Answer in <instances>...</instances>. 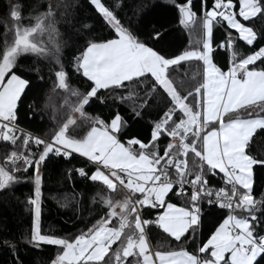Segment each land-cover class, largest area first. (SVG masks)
<instances>
[{"label": "snow or ice", "instance_id": "6c2138e0", "mask_svg": "<svg viewBox=\"0 0 264 264\" xmlns=\"http://www.w3.org/2000/svg\"><path fill=\"white\" fill-rule=\"evenodd\" d=\"M90 2L117 38L91 42L75 58L74 71L91 82L85 93L70 87L63 65L55 71L59 89L77 97V103L67 102L71 114L50 140L23 133L17 126L18 102L30 81L15 69L25 54L53 55L41 39L45 33L49 35L47 43L55 52L60 51L55 39L58 32L54 23L48 22L53 15L51 9L37 17L34 26H24L19 23L21 13L13 8L10 17L17 22L15 39L0 50V142L16 149L0 160V189L18 180L15 173L34 170V197L28 201L33 210L31 241L37 246L62 249L53 264H261L264 233L257 229L264 226L260 216L264 198L255 199L253 185L254 168L264 167V159L250 155L246 149L254 134L264 130V68L257 66L264 64V46L243 55L239 43L255 48L264 38V33L251 24L264 18V0H238V11L234 0H201L202 17L193 10V0H183L177 5L179 23L193 31L202 25L204 39L202 48L173 58L140 40L102 0ZM214 25L226 26L225 39L215 48L230 51L227 71L214 63ZM153 38L160 39L161 33H154ZM188 61L202 62L203 82L185 96L171 73ZM56 63L60 64L59 59ZM141 86L146 90L141 110L160 92L168 96L171 105L153 122L147 142L135 137L121 142L119 135L126 122L118 110L110 121L91 117L85 111L95 99L105 102L100 90H123L125 95L117 99L124 103L140 98ZM81 123H90V130L82 137L72 136L71 131ZM165 136L170 142L161 149L159 141ZM32 145L43 150L34 152ZM73 154L95 166L91 175L88 169H76L81 177L101 182L112 192L126 189L132 195L116 202L104 199L109 209L106 216L69 240L42 234L40 167L50 155L70 160ZM190 155L193 165L199 161L198 168L189 167ZM217 170L223 174L224 186L219 189L210 187L206 178L208 174L216 176ZM173 191L186 199L185 206L168 202ZM205 198L207 203L229 210L210 238L196 252L181 247L153 255L148 235L152 226L180 244L195 241ZM147 208L163 211L150 220L143 215ZM117 222L118 226H113ZM117 242L119 246L113 250Z\"/></svg>", "mask_w": 264, "mask_h": 264}, {"label": "trees", "instance_id": "16d2710c", "mask_svg": "<svg viewBox=\"0 0 264 264\" xmlns=\"http://www.w3.org/2000/svg\"><path fill=\"white\" fill-rule=\"evenodd\" d=\"M102 2L114 11L123 26L166 57L173 58L184 51L202 48L204 39L202 25L193 31L179 23L181 16L177 5L183 3V0H102ZM234 3L238 11V0H234ZM117 4L121 6L117 8ZM13 8L21 13L19 23L24 26H34L37 22L36 18L48 13L50 9L53 13L48 22L54 23L58 32L55 39L58 41L60 51L55 52L52 45L47 43L49 35L45 33L41 39L52 49L53 55L25 54L18 59V67L15 69L22 78L30 81V85L18 102L17 124L50 139L71 114L67 102L77 103V97L70 96L66 90L59 89L55 71L60 70V66L63 65L69 74L70 87L85 93L90 88L91 82L74 71L75 58L91 42H105L116 38L115 31L96 11L90 0H0V50H3L7 44L13 43L15 39L17 22L10 17V11ZM193 10L202 17L201 0H193ZM261 20L264 18L253 20L251 24L264 33ZM225 30L226 26L214 25V63L222 70H226L230 64V51L217 49L215 45H219L224 39ZM156 32L161 33L160 39L153 38ZM261 46H264V38L256 43L255 48H249L240 42L239 50L243 55H248ZM57 59L60 64L56 63ZM257 66L264 68V64ZM202 72V62L188 61L173 70L171 75L178 90L186 96L189 92H194L195 88L203 82ZM148 88H151V84ZM138 91L141 93L140 98L125 100L121 103L117 96L125 95L123 90L115 92L100 90L99 95L105 102L101 103L95 99L86 106L85 111L91 117L98 116L110 121L118 110L126 122L119 135L121 142H126L133 137L147 142L151 136L153 122L159 120L162 113L171 105L168 96L160 92L154 95L147 107L141 110L143 100L146 99L144 96L146 90L141 86ZM189 99L194 104V99L191 97ZM136 112H141V115H136ZM74 116L79 118L78 113ZM88 130H90V123H81V127L72 130L71 135L79 138ZM169 142V137L161 138L160 148H165ZM13 150H16L15 146L0 142V160ZM42 150L40 146L35 152L39 153ZM246 151L258 159H264V130H258L254 134ZM193 158L190 155L189 167L196 169L199 161L197 160V164L193 165ZM80 168L88 169V175L95 170L84 157L77 154H73L70 160L50 155L46 163L41 165L42 234L72 240L106 216L109 209L104 204V199H112L116 202L128 197L124 190L112 192L101 182H91L81 177L75 171ZM15 175L18 178L17 181L0 189V264H21V262L22 264H50L62 252V249L47 244L37 246L31 241L33 210L28 201L34 197V170L29 168L27 172H18ZM206 178L210 187L219 189L224 186L223 177L218 171L216 176L208 174ZM253 195L257 200L264 198V167L262 166L254 168ZM167 200L177 206H185L187 203L186 199L178 197L175 191L169 194ZM161 211L162 209L147 208L144 209L143 215L151 220ZM228 214L226 209L216 204H209L205 199L202 204L201 224L195 241L189 239L184 244H180L162 230L152 226L148 233L150 247L159 251L178 250L185 247L190 252H196ZM260 216L264 221V213H260ZM113 226H118V222ZM257 231L264 233V226ZM118 246L119 242L113 246V250ZM261 264H264V261H261Z\"/></svg>", "mask_w": 264, "mask_h": 264}, {"label": "built area", "instance_id": "2783aa9c", "mask_svg": "<svg viewBox=\"0 0 264 264\" xmlns=\"http://www.w3.org/2000/svg\"><path fill=\"white\" fill-rule=\"evenodd\" d=\"M224 39H225V37H224ZM223 39V40H224ZM220 44V43H219ZM17 126L19 127V129L21 130V132H23V133H29V134H31L32 136H34V137H39V138H41V139H46V140H50V139H48V138H45V137H43V136H40V135H38V134H36V133H33V132H31V131H29V130H27V129H25V128H23V127H21V126H19L18 124H17ZM36 149H37V146H35V145H32L31 146V150L32 151H36ZM90 164V163H89ZM91 165V164H90ZM93 166V165H92ZM20 167H23V164L21 163L20 164ZM94 168H95V166H93ZM186 188H188V186L186 185ZM124 191L127 193V195L128 196H131V194L126 190V189H124ZM188 191L190 192L191 191V189L190 188H188ZM205 199H207V198H205ZM157 210V209H156ZM227 211H228V213H229V210L228 209H226ZM156 217H154V218H152L151 220H154ZM155 227V226H154ZM155 228H157V227H155Z\"/></svg>", "mask_w": 264, "mask_h": 264}, {"label": "rangeland", "instance_id": "374dc122", "mask_svg": "<svg viewBox=\"0 0 264 264\" xmlns=\"http://www.w3.org/2000/svg\"><path fill=\"white\" fill-rule=\"evenodd\" d=\"M123 200V198L122 199H120V200H118V201H122ZM117 211H119V209H117ZM150 251L152 252V254L154 255V253L156 252V251H159V250H153L151 247H150ZM56 259V258H55ZM54 259V260H55ZM53 260V261H54ZM53 261L50 263V264H53Z\"/></svg>", "mask_w": 264, "mask_h": 264}, {"label": "crops", "instance_id": "0c3cea01", "mask_svg": "<svg viewBox=\"0 0 264 264\" xmlns=\"http://www.w3.org/2000/svg\"><path fill=\"white\" fill-rule=\"evenodd\" d=\"M116 38H117V37H116ZM105 42H106V41H105ZM228 67H229V66H228ZM227 69H228V68H227ZM227 69H226V70H224V71H227ZM217 127H218V126H217ZM77 155H78V154H77ZM85 159H86V158H85ZM217 171H218V170H217ZM221 175H222V177H223V174H221ZM137 196H139V194H138V193H137ZM176 206H177V205H176ZM162 211H163V209H162ZM162 211H161V212H162ZM161 212H160V213H161Z\"/></svg>", "mask_w": 264, "mask_h": 264}]
</instances>
